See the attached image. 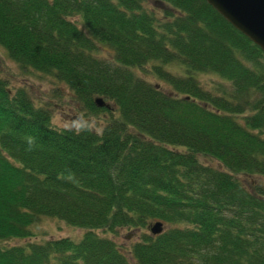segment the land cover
<instances>
[{
    "label": "trees",
    "instance_id": "1",
    "mask_svg": "<svg viewBox=\"0 0 264 264\" xmlns=\"http://www.w3.org/2000/svg\"><path fill=\"white\" fill-rule=\"evenodd\" d=\"M0 44L109 112L99 130L56 126L0 75V264H264V183L241 176L264 177V50L211 4L0 0ZM42 216L84 231L34 238ZM122 228L129 247L98 231Z\"/></svg>",
    "mask_w": 264,
    "mask_h": 264
},
{
    "label": "rangeland",
    "instance_id": "2",
    "mask_svg": "<svg viewBox=\"0 0 264 264\" xmlns=\"http://www.w3.org/2000/svg\"><path fill=\"white\" fill-rule=\"evenodd\" d=\"M75 20L78 19L77 15L72 16ZM108 54V52L103 51ZM145 67H137L135 70L138 74L146 79L157 82L163 86L164 89H169V85L160 80L155 74ZM166 68L172 71L182 73L184 65L169 64ZM0 75L6 77L10 86H25L30 95L36 103L45 104L50 107L52 111V123L60 127H74L79 128L84 125L94 126L100 129L105 122L106 117L109 115L107 110H101L97 114L86 113L85 109L81 108L72 100V94L69 87L53 78L52 76L39 72L29 67L20 66L13 60L7 53L6 48L0 44ZM202 82H209L213 80L212 77L218 78L220 75L217 72H199L196 76ZM214 164L216 161L212 160ZM245 182L249 184L264 183V177L258 174L241 175ZM34 231L37 236L34 238L45 239L48 237H58L70 235L78 238L84 231V228L69 225L63 220L53 216H42L34 225ZM101 234L112 236L117 243L123 247H129L130 244L138 238V233L131 232L127 228H122L117 234H110L109 232L98 230ZM24 241L23 238H10L4 243H18Z\"/></svg>",
    "mask_w": 264,
    "mask_h": 264
},
{
    "label": "water",
    "instance_id": "3",
    "mask_svg": "<svg viewBox=\"0 0 264 264\" xmlns=\"http://www.w3.org/2000/svg\"><path fill=\"white\" fill-rule=\"evenodd\" d=\"M233 26L243 32L264 50V0H206ZM97 105L110 107V102L101 96L95 97ZM163 222L150 225L153 233L161 231Z\"/></svg>",
    "mask_w": 264,
    "mask_h": 264
}]
</instances>
